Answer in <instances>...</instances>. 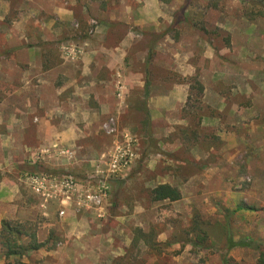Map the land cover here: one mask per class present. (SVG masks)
Wrapping results in <instances>:
<instances>
[{
	"label": "rangeland",
	"instance_id": "1",
	"mask_svg": "<svg viewBox=\"0 0 264 264\" xmlns=\"http://www.w3.org/2000/svg\"><path fill=\"white\" fill-rule=\"evenodd\" d=\"M114 15L124 21L110 20ZM153 28L162 32L151 34ZM128 36L126 68L146 75L144 89L117 84L107 112L89 129L76 123L69 104L48 102L28 116L31 129H50L44 141L34 130L27 135L34 147L21 164L18 155L11 166L0 146V185L15 183L22 193L16 203L29 209L24 220L0 216V232L3 221L21 223L47 243L9 263L224 264L227 256L230 264H257L252 250L224 251V230L229 223L236 240L245 235L264 241V0H0V136L11 121L8 112L17 111L20 120L24 109L17 96L25 87L19 70L36 75L29 65L10 68L12 60L39 58L44 72L54 70L46 78L54 84L42 90L47 95L69 86L65 76L57 77L60 65H78L91 45L115 47ZM176 63L196 65V74L181 77ZM72 74L66 68L64 75ZM174 86L184 87V107L170 112L168 101L156 98ZM217 94L227 104L221 112L214 106ZM152 103V111H160L154 115ZM110 119L117 123L115 136L102 130ZM65 125L82 133L77 147L76 140L59 145L57 131ZM68 135L70 142L76 137ZM117 151L131 162L112 174ZM57 158L74 166L52 165ZM69 179L75 184L70 192ZM162 184L177 187L182 199L153 202L149 191ZM103 186L102 207L88 205L86 196ZM242 204L257 210L233 214ZM5 208L4 218L10 216ZM196 227L210 234L207 249L190 243ZM0 264H7L5 258Z\"/></svg>",
	"mask_w": 264,
	"mask_h": 264
},
{
	"label": "crops",
	"instance_id": "2",
	"mask_svg": "<svg viewBox=\"0 0 264 264\" xmlns=\"http://www.w3.org/2000/svg\"><path fill=\"white\" fill-rule=\"evenodd\" d=\"M155 15L154 18H150L151 24L157 19ZM124 17L111 16L110 20L116 21H124ZM126 18V17H125ZM127 18H130L127 17ZM123 23V22H122ZM145 23H139L142 26ZM142 32H147L141 29ZM165 31V30H164ZM109 32V29H107ZM162 32L159 28L151 29L150 33L160 34ZM131 35V34H129ZM131 36L124 38L118 45L115 47H110L106 44H97L91 45L90 49L87 50L84 55V59L76 65L75 63H71L68 67L64 64L60 65L57 77H63L64 80H68V87L54 89L50 94L42 92L45 84H54L53 81H46V78L54 72V70L44 72L42 69V61L37 58L31 59L29 61H21L17 63V60H12L10 63V68L14 70L18 69V64L24 66V68H31V70H36V75L31 76L27 70H19V74L21 79L25 82V87L22 88L20 92L17 93V96L24 103V109L20 111V120L17 119L18 113L16 114L13 110L12 112H8V115L11 118V121L8 122L5 128L4 136H0V146L4 148L6 152L10 155V165L13 166V163L16 162L17 156L21 157L19 163L24 162L25 153L33 148L34 145L30 144L27 141V135H30L31 131L34 130L36 132V138L40 140H45L46 136L44 132L50 129L49 125H44L46 129L41 126L30 128L28 116L30 113L35 112L36 110H44L46 105L50 106L52 100L57 103V105L69 104L71 107L70 114L74 116L76 123H85L88 125V128L94 125V121H97V117L99 115H103L102 113H106L108 110L107 101L111 99L113 96V92H116V85L120 86L121 83H124L132 87V83H135L136 86H141L144 89L146 84V75L141 71H133L131 69L126 68V58L129 54V48H131ZM148 51V48L145 49ZM35 53L31 54L34 56ZM209 58V57H208ZM35 60V61H34ZM70 64V63H69ZM29 65V67H28ZM66 68H72L73 74L71 76L64 75L66 74ZM175 72L178 73L181 77L194 76L196 74L197 66L196 65H186L184 63L178 64L173 67ZM164 69H167L165 67ZM169 70H172L169 67ZM51 77V76H50ZM70 78V79H69ZM32 81H34L35 86H31ZM47 82V83H46ZM203 83V82H202ZM35 87V91L34 88ZM54 87V86H53ZM132 89V88H131ZM34 91V92H33ZM121 89V93H122ZM125 94V91L123 92ZM207 94V90H206ZM126 96V94H125ZM214 98V94L212 95ZM161 100L168 101L169 111L173 112L177 108L184 107V87L183 86H174L169 90L163 98H156ZM217 102L214 104L215 108L220 112L224 111L227 107V104L224 102V98L219 94L216 95ZM34 103L36 108L34 109ZM47 103V104H46ZM159 104V103H158ZM122 109L124 110L127 105L123 102ZM8 106V105H6ZM87 109V111L85 110ZM148 108L152 111L154 108L153 103L148 105ZM234 111V110H233ZM46 112L49 116H52V111L49 108L46 109ZM156 112H160L158 109L156 111H152L151 114L154 115ZM231 118V117H230ZM217 122V121H215ZM94 123V124H93ZM59 134L57 136V140H59V145L62 146H72L74 140L77 143L82 139V133L76 132L74 125L67 126L65 125L63 128L58 129ZM72 132L74 136L73 140L70 142L71 138L68 135ZM78 141V142H77ZM68 144V145H67ZM52 165L67 167L74 166V163L68 161L66 163L65 160L61 158L55 159ZM70 170V169H68ZM22 200V193L20 192L18 186L13 182H5L0 185V210L2 211L4 207H8L7 213L10 216L2 217V220L5 219H15V220H24V218L28 215L29 209L26 205L21 203L18 205L16 202H20ZM7 218V219H6ZM70 225V224H69ZM72 227V224L71 226ZM40 241L42 242L41 237L39 236Z\"/></svg>",
	"mask_w": 264,
	"mask_h": 264
},
{
	"label": "trees",
	"instance_id": "3",
	"mask_svg": "<svg viewBox=\"0 0 264 264\" xmlns=\"http://www.w3.org/2000/svg\"><path fill=\"white\" fill-rule=\"evenodd\" d=\"M163 3H169V0H160ZM185 11V8H184ZM183 14V13H182ZM182 17V15H181ZM160 36H156L155 39L159 40ZM156 41V40H155ZM154 44H152L151 48H154ZM154 49H151L149 57H148V63H151L152 56H153ZM198 84V89L200 92L203 91V87L200 83ZM2 180V175L0 174V181ZM149 195L151 197V200L153 202H178L182 199V193L181 191L174 186H171L169 184H162L158 185L154 189L149 191ZM255 207H249L247 205H239L237 209L234 211L233 214L239 213V212H256ZM230 218V215L228 216V219ZM192 234L194 236V240H190V243L194 247H201L204 249H207L209 245L207 244L210 234L207 232L202 231L199 228H194L192 230ZM191 235V234H190ZM224 235L226 238L225 245H224V251L229 252L234 249L240 248V249H249L258 254V260L257 264H264V241L260 239H255L252 236H241L238 240H236L234 232L232 231V228L230 227V224L227 223L226 228L224 230ZM24 237L30 238V243L27 246H24L22 244V239ZM207 244V245H206ZM47 247V243H40L38 241V238L36 234H29L27 231H25V227L21 223L13 224L9 221H3L2 222V229L0 232V258H5L7 261V264H11L10 259L11 258H23L31 253L40 251L41 249H44ZM224 264H230V259L227 258V256L224 257ZM23 264V263H18Z\"/></svg>",
	"mask_w": 264,
	"mask_h": 264
},
{
	"label": "built area",
	"instance_id": "4",
	"mask_svg": "<svg viewBox=\"0 0 264 264\" xmlns=\"http://www.w3.org/2000/svg\"><path fill=\"white\" fill-rule=\"evenodd\" d=\"M102 130L108 136H115L118 132L117 123L115 119H110L103 126ZM130 158L126 157V155H120V151H117L113 156L110 163V171L112 174H117L125 170L130 165ZM36 191L37 193H41L42 184L37 183ZM65 188L68 192L74 190L75 184L72 179H69L65 182ZM107 196V188L103 186L98 192L90 193L86 196L87 204L91 207H95L100 209L102 207L103 201Z\"/></svg>",
	"mask_w": 264,
	"mask_h": 264
}]
</instances>
